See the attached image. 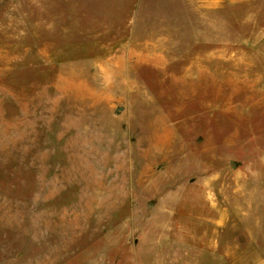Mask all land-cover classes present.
Here are the masks:
<instances>
[{
	"label": "rangeland",
	"instance_id": "obj_1",
	"mask_svg": "<svg viewBox=\"0 0 264 264\" xmlns=\"http://www.w3.org/2000/svg\"><path fill=\"white\" fill-rule=\"evenodd\" d=\"M185 232L264 264V0H0V264H196Z\"/></svg>",
	"mask_w": 264,
	"mask_h": 264
},
{
	"label": "crops",
	"instance_id": "obj_2",
	"mask_svg": "<svg viewBox=\"0 0 264 264\" xmlns=\"http://www.w3.org/2000/svg\"><path fill=\"white\" fill-rule=\"evenodd\" d=\"M215 221V220H213ZM166 238H170V236L166 233ZM178 241L175 242L176 254H179L181 260L183 261L184 255L194 256L192 258V262L194 261L196 264H200L199 258L200 256H205L207 259V263H209V255L214 257L217 255H229L230 254V245L219 246L218 238L214 236H210V234L206 232H185L180 233ZM223 242L225 237H222ZM212 263H214V258H212Z\"/></svg>",
	"mask_w": 264,
	"mask_h": 264
}]
</instances>
